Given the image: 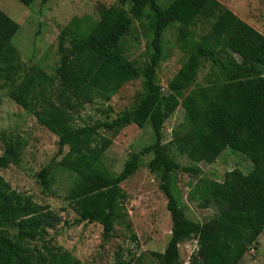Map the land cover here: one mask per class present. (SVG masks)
I'll use <instances>...</instances> for the list:
<instances>
[{
    "label": "trees",
    "instance_id": "obj_1",
    "mask_svg": "<svg viewBox=\"0 0 264 264\" xmlns=\"http://www.w3.org/2000/svg\"><path fill=\"white\" fill-rule=\"evenodd\" d=\"M18 1L29 7L38 0ZM118 4L100 8L95 23L84 27L74 20L61 33L55 75L33 66L20 82L23 65L12 43L20 26L0 10V88L58 138L61 154L68 150L56 168L48 166L39 174L41 185L50 190L55 169L70 174L74 181L65 200L78 223L100 225L106 242L116 227L136 241L126 208L129 195L122 184L139 171L142 157L151 155L148 168L159 181L172 223L164 253H151L152 262L181 264L180 246L195 240L197 251L189 264H241L264 233V33L219 0ZM136 20L149 24L148 63L143 69L129 61L122 48ZM200 25L209 27L205 35L196 33ZM175 27L177 48L186 61L165 94L158 72L166 58L164 38ZM204 62H212L218 78L193 88ZM139 79L144 95L131 112L111 122L83 120L87 109L110 117L112 99L124 85ZM180 107L184 121L166 143L164 126ZM130 126H150L155 140L131 155L119 174L111 175L103 160L113 141L100 131L118 133ZM0 141L4 147L0 169L20 166L27 141L7 133L0 134ZM225 151L240 154L252 169L248 174L233 170L222 182L199 178L191 197L203 209L214 207L217 214L210 222H195L186 215L179 175L200 177L198 166L215 164ZM175 155L192 165L183 167ZM61 224V216L50 206L15 191L0 174V264H81L69 251L47 241L49 231Z\"/></svg>",
    "mask_w": 264,
    "mask_h": 264
},
{
    "label": "rangeland",
    "instance_id": "obj_2",
    "mask_svg": "<svg viewBox=\"0 0 264 264\" xmlns=\"http://www.w3.org/2000/svg\"><path fill=\"white\" fill-rule=\"evenodd\" d=\"M167 5L173 0H158ZM119 0H40L27 7L18 0H0V10L19 24L20 30L13 39V45L20 54L23 72L20 82L33 66H38L49 75L55 70L61 59L60 35L70 27L74 20L91 25L99 19V9L118 6ZM245 23L264 33V0H219ZM199 35L209 31L208 26L200 25L195 29ZM177 27L171 29L164 38L165 60L159 68V78L164 93H168V84L180 71L186 61V55L177 48ZM150 44L149 24L146 21H134L130 33L122 42L125 57L140 69L148 63ZM69 47V43L66 42ZM216 67L212 62H204L193 88L205 86L209 80L218 78ZM188 94V93H187ZM144 95L143 79L123 86L112 99L110 117L96 115L87 109L82 113L83 120L93 122H111L125 113L131 112ZM184 121V112L180 107L176 114L164 126V140L169 143L173 130ZM85 122V121H84ZM83 121L78 125L83 126ZM14 134L24 138L28 146L23 161L18 167L0 169L1 176L11 187L20 193L30 195L40 205H48L62 218V224L49 231L47 241L61 246L76 257L81 264H159L152 262L151 253H164L171 239V217L167 211V200L159 190V181L148 168L151 155L142 157V166L128 181L122 184L129 195L126 208L137 237L132 240L128 231L116 227L113 238L106 242L103 229L98 224L78 223V216L66 202L65 197L73 184L74 178L55 169L50 190L41 185L39 174L48 166L56 168L67 154L59 152L58 138L42 127L37 120L18 106L6 90L0 88V134ZM103 137L113 141V145L104 157V166L111 175L119 174L131 155L140 153L150 146L155 138L150 126L139 129L130 126L118 133L101 130ZM4 147L0 141V156ZM183 166L192 163L185 157L175 155ZM202 175H179V187L183 195V205L189 219L201 224L212 221L217 214L214 207L203 209L196 198L191 197L193 187L199 178L222 182L227 173L240 170L248 174L251 163L238 153L225 151L213 165L200 164ZM197 251V242L190 240L180 246L181 264H189V259ZM242 264H264V233L259 237L244 258Z\"/></svg>",
    "mask_w": 264,
    "mask_h": 264
},
{
    "label": "crops",
    "instance_id": "obj_3",
    "mask_svg": "<svg viewBox=\"0 0 264 264\" xmlns=\"http://www.w3.org/2000/svg\"><path fill=\"white\" fill-rule=\"evenodd\" d=\"M245 257H246V256H245ZM245 257H244V258H245ZM243 260H244V259H243ZM242 262H243V261H242ZM241 264H242V263H241Z\"/></svg>",
    "mask_w": 264,
    "mask_h": 264
}]
</instances>
